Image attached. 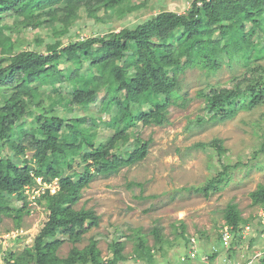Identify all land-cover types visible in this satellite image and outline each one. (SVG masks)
Returning <instances> with one entry per match:
<instances>
[{"label": "trees", "instance_id": "trees-1", "mask_svg": "<svg viewBox=\"0 0 264 264\" xmlns=\"http://www.w3.org/2000/svg\"><path fill=\"white\" fill-rule=\"evenodd\" d=\"M143 5L146 3L132 0H0V198L16 194L22 197L37 176L47 182L56 180L58 185L55 193L46 190L36 198V202L46 204L48 217L33 248L13 254L20 264H104L97 240L82 250L74 247L67 258H61L57 250L63 240L55 238L54 233L63 229L76 243L99 225L100 216L95 210L74 207L83 189L97 174H117L147 156L150 140L137 135L131 148L125 137L141 124L158 123L159 118L162 122L170 105H187L189 100L180 91L181 75L188 68L211 72L223 61L234 59L243 65V71L233 75L228 85L213 84L210 93H199L207 97L205 107L208 111L215 108L218 119L264 105V0H194L184 13L163 10L133 27L73 41L64 47L50 42L45 52H15L19 46L15 34L26 28H20L22 24L34 30L47 29L58 38L69 33L82 15L100 20L101 12L113 20L115 14L119 19ZM7 17L13 18V23L6 22ZM62 64L65 66L60 69ZM72 70L77 73L72 75ZM116 72L119 74L114 79ZM51 79L63 84L64 94L57 97V105L45 97ZM74 102L86 109L97 104L101 114L109 111L113 135L97 144L95 116L66 118L57 114L60 107L72 111ZM32 108L39 112L35 124L26 126ZM203 121L201 117L198 123ZM13 123L18 127L12 144L15 155L11 157L4 149L8 127ZM81 141L82 149L78 147ZM208 145L219 150L223 142L215 139ZM30 149L34 150L32 158L21 163ZM261 149L264 151V141ZM113 154L115 160L110 158ZM57 155L65 160L58 162ZM77 160L87 165V174L73 170ZM217 180L220 178L207 183V193ZM251 198L253 205L264 206V184L251 193ZM225 219L236 237L250 221L236 203L227 206ZM152 232L158 236L156 243H160L159 229ZM112 245L113 255L123 258L125 244ZM145 245L141 240L139 249ZM115 262L112 258L108 264Z\"/></svg>", "mask_w": 264, "mask_h": 264}, {"label": "rangeland", "instance_id": "rangeland-1", "mask_svg": "<svg viewBox=\"0 0 264 264\" xmlns=\"http://www.w3.org/2000/svg\"><path fill=\"white\" fill-rule=\"evenodd\" d=\"M132 1L146 5L119 19H115V14L113 20H109L112 16L101 12L100 20L82 15L69 33L58 38L47 29L34 30L22 24L20 28H26L20 34H15L19 42L15 52L25 49L45 52L50 42L64 47L73 41L133 27L163 10L184 13L194 0ZM12 19L7 17L5 21L13 23ZM64 66L62 64L59 68ZM243 69L238 59H234L223 61L222 66L215 71L194 67L181 75L180 94L189 100L187 105H170L162 122L159 118L158 123L141 124L125 137L131 148H134L137 135L150 140L147 156L122 168L117 174H97L90 185L83 189L82 198L74 207L95 210L100 216L99 225L90 228L76 243L68 239L69 234L65 230L56 231L55 238L63 240L57 250L61 258H67L74 247L82 250L97 240L104 264L116 257L112 251L114 242L125 244L122 248L125 258H115V264H156L150 262L147 255L153 247L155 253L164 256L163 261L157 264H192L193 260L201 264L196 259L182 260L190 250V239L195 237L197 243L193 249L199 252L201 247L202 254L210 250V253L215 252L213 248L216 247V253L220 256H227L241 264H264V253L255 256L264 245V221L260 218L264 206L253 205L251 198V193L264 184V151L261 149L264 141V105L241 109L233 117L218 119L215 117V108L210 111L206 109L207 97L199 95L201 90L205 94L210 93V85H228L231 77ZM76 73V70H72V75ZM118 74L115 73L114 79ZM62 85L51 79L49 93L45 94L50 103L57 105V97L64 94ZM109 93L110 97L115 96L113 85ZM104 94L102 91L101 97ZM7 97L8 94L3 99ZM72 108L69 111L60 107L57 114L66 118L95 116L98 124L97 144L113 135L109 111L101 114L94 103L86 109L74 102ZM38 112L33 108L28 112L26 126L35 124ZM201 117L204 121L198 123ZM17 127L16 123L8 127L4 153L11 157L15 155L12 144ZM215 139L223 142L219 150L208 145ZM129 145L124 149L129 148ZM78 147L83 148L82 141ZM33 153L34 150H28L20 162L30 161ZM56 157L58 162L65 160L64 156ZM115 157V154L110 156L112 160ZM79 162H75L73 170L87 174V165ZM212 178L220 180L215 181L207 193L205 187ZM24 195L0 198V264H20L15 261V256L33 248L47 220L46 204ZM232 203L237 204L243 217L250 219L246 225L251 229L246 238H236L233 247L228 250L220 247V237L226 225L225 210ZM155 228L161 233L160 243H156L158 236L152 232ZM252 239L257 242H252ZM141 240L146 245L139 249ZM218 261L223 263L222 259ZM214 262L215 256L213 262L209 263ZM24 264L36 263L32 261Z\"/></svg>", "mask_w": 264, "mask_h": 264}, {"label": "built area", "instance_id": "built-area-1", "mask_svg": "<svg viewBox=\"0 0 264 264\" xmlns=\"http://www.w3.org/2000/svg\"><path fill=\"white\" fill-rule=\"evenodd\" d=\"M35 184L26 186L24 190V194L26 197L30 196V198H33L36 200V198L41 197L43 194L46 193V190H50V192L53 194L57 191L58 186H56V181L54 182H47L44 180L43 177L37 176L35 179ZM262 221H264V209L261 211V217ZM263 223V222H262ZM264 224V223H263ZM251 227L249 225L244 226L243 230L238 233L236 237V233L234 232V229L232 226L226 224L222 231H221V237H220V247L230 250L233 247V243L236 238H246V235L250 231ZM197 243V240L195 237H192L190 239V250L187 254H185V257H182L183 261L196 259L198 254L197 250L193 249L195 248V245ZM215 251H218V248H213ZM262 253H264V246L260 250V252L256 253L255 256H260ZM208 255L204 257L205 260H208ZM223 263L222 264H241L240 262L234 261L230 258H227V256H223L222 258ZM215 263V262H214ZM215 264H220L217 260Z\"/></svg>", "mask_w": 264, "mask_h": 264}, {"label": "crops", "instance_id": "crops-1", "mask_svg": "<svg viewBox=\"0 0 264 264\" xmlns=\"http://www.w3.org/2000/svg\"><path fill=\"white\" fill-rule=\"evenodd\" d=\"M253 240L254 239H252V242H253ZM255 242H257L256 240H254ZM262 243V242H261ZM263 243H264V241H263ZM263 245V244H262ZM264 246V245H263ZM155 247H153V249H150V252H148L147 253V255H148V258L151 260L150 262H152V263H158V262H162L163 261V259H164V256H163V254L161 255V254H158V253H155L156 252V250L154 249ZM159 250H161V249H159ZM202 248L200 247V249L198 250L199 252H197L198 253V256H197V258H196V260L198 261V260H200V261H198L199 263H201V264H211V263H209L210 261L211 262H213V260L211 259V256H215V261H217V260H221L222 258H223V256H220L218 253H216V251L215 252H211L210 253V251H208V252H205V253H203L202 254ZM213 251V250H212ZM161 253V252H160ZM206 255H208L209 257H208V260H205L204 259V257L206 256ZM219 255V256H218ZM124 256V255H123ZM114 258V257H113ZM116 260L118 259V258H121V256L120 255H116ZM125 258V257H124ZM192 264H197V262L195 263V261L193 260V262H192ZM212 264H214V263H212Z\"/></svg>", "mask_w": 264, "mask_h": 264}]
</instances>
